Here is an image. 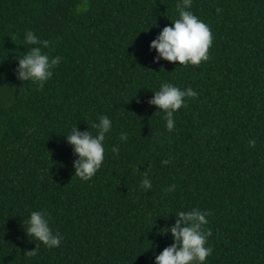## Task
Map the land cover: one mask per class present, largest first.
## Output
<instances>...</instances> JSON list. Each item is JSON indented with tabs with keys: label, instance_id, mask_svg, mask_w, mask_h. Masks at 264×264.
<instances>
[{
	"label": "trees",
	"instance_id": "16d2710c",
	"mask_svg": "<svg viewBox=\"0 0 264 264\" xmlns=\"http://www.w3.org/2000/svg\"><path fill=\"white\" fill-rule=\"evenodd\" d=\"M177 2L0 0V264H154L173 243L159 229L192 208L212 213L207 264H264V0H192L212 33L209 59L154 63L150 42ZM29 29L61 57L43 88L15 75ZM164 82L198 93L172 132L148 104ZM102 115L104 161L84 181L64 135H95ZM34 210L59 247L26 235Z\"/></svg>",
	"mask_w": 264,
	"mask_h": 264
},
{
	"label": "clouds",
	"instance_id": "9594fccd",
	"mask_svg": "<svg viewBox=\"0 0 264 264\" xmlns=\"http://www.w3.org/2000/svg\"><path fill=\"white\" fill-rule=\"evenodd\" d=\"M192 0H178L176 11L178 18L171 21V25L165 26L159 34L150 42L149 49L155 50L154 63L161 59L168 62H179V65L197 66L202 61L209 59L208 51L212 44V33L208 25L191 11ZM217 13L221 9L217 8ZM23 45L27 48L24 55L16 57L17 66L15 75L19 81L33 82L43 88L45 83L53 77V69L60 62L59 55L50 57L42 49L51 46V41L42 40L32 30H26L23 36ZM148 100V104L156 106L158 111H163L166 128L172 132L175 128L174 113L181 107L187 106L186 98H196L198 93L191 87L180 88L164 82L158 91ZM139 102V101H138ZM155 112V113H156ZM96 129L95 135L88 130L81 131L73 127L71 132L64 135L66 143L71 146L74 160V176L87 181L90 180L101 168L104 161L106 136L112 131V121L107 115L98 118V123H93ZM119 139L126 143L127 133L120 132ZM255 145V141H249ZM113 154H119V147L112 146ZM162 163H169L163 161ZM140 187L145 191L152 188V182L148 173L140 181ZM171 190V189H170ZM209 211H201L192 208L189 211H178L174 214L175 223L159 229L161 235L170 234L173 243L163 249L154 257V264H207V258L211 255V247L206 246L211 230L206 226L211 216ZM23 228L28 237L42 243L51 249L59 247L63 236L50 227L47 213L44 210L31 211L23 221ZM38 251H28L29 256Z\"/></svg>",
	"mask_w": 264,
	"mask_h": 264
},
{
	"label": "rangeland",
	"instance_id": "374dc122",
	"mask_svg": "<svg viewBox=\"0 0 264 264\" xmlns=\"http://www.w3.org/2000/svg\"><path fill=\"white\" fill-rule=\"evenodd\" d=\"M7 86L11 87L9 84H7ZM11 89H12V88H11ZM11 89H10V90H11Z\"/></svg>",
	"mask_w": 264,
	"mask_h": 264
}]
</instances>
